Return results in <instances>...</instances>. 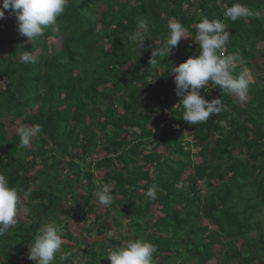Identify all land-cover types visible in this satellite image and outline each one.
<instances>
[{"label":"trees","instance_id":"16d2710c","mask_svg":"<svg viewBox=\"0 0 264 264\" xmlns=\"http://www.w3.org/2000/svg\"><path fill=\"white\" fill-rule=\"evenodd\" d=\"M236 2L252 14L232 22L223 12ZM5 14L0 172L21 194L30 190L22 203L31 211L0 237V264H36L28 259L29 244L53 220L70 242L60 254L73 253L64 261L58 254L53 264H73L83 256L89 261L82 264H111L109 248L138 238L157 247L155 264H264V0H70L60 31L48 30L32 42L18 33L16 17ZM204 17L228 24L224 55L239 52L253 83L243 104L219 86H205L201 95L221 99L224 111L189 125L176 106L180 98L169 73L199 54L192 38ZM140 18L148 19L160 46L173 18L192 38L181 40L153 69L151 51L159 46L147 40L143 50L129 40ZM22 51H33L37 62H21ZM17 123L39 124L42 133L21 147L18 133L7 131ZM102 152L103 158L92 160ZM96 171L105 172L101 185H114V200L96 215L97 222L104 220L100 227L94 231L92 225L89 232L129 233L80 252L82 243L66 220L84 223L101 206L94 197L100 188ZM153 184L159 189L154 201L145 195Z\"/></svg>","mask_w":264,"mask_h":264},{"label":"clouds","instance_id":"9594fccd","mask_svg":"<svg viewBox=\"0 0 264 264\" xmlns=\"http://www.w3.org/2000/svg\"><path fill=\"white\" fill-rule=\"evenodd\" d=\"M70 0H3L0 8V19L5 18V11L16 17L17 31L21 36L27 37L31 42L42 37L46 31L59 32V18L63 16L69 7ZM252 14L249 7L236 2L231 6H225L223 16L227 20L236 22L249 17ZM257 17L260 13H256ZM168 36L163 45L154 40L151 34V26L147 18H140L134 33L129 35V40L136 42L144 50L147 40H152L159 47L151 51L149 64L155 68L159 59L169 56L181 40L190 36L189 28L178 20L170 19L167 23ZM194 43L199 45V54L187 59L178 67L171 68L170 75H174L176 95L180 102L176 106H182V120L189 125H197L209 121L213 114H221L224 105L221 99L211 101L201 95V89L205 86H219L222 93L232 95L243 104L247 101L250 86L253 83L252 69L246 66V61L239 52L224 55V50L230 40L231 32L224 20L202 18L195 24ZM23 63L37 62L33 51H22L18 56ZM240 69L237 73V69ZM175 106V107H176ZM21 147L27 148L36 141L42 133V126L33 124L22 125L17 129ZM113 184H103L94 193V197L101 206H109L114 196ZM158 186L151 185L145 195L151 200H156ZM30 190L19 191L10 186L8 178L0 172V237L9 233L21 215L30 214V208L23 205L22 201L30 196ZM115 235L108 233L111 238ZM65 244L64 227L57 221H49L41 227L29 244L28 259L36 264H53L58 254L62 252ZM75 251V250H73ZM157 247L150 241L138 238L129 239L124 246L109 248L107 259L111 264H155L154 255ZM73 253L64 252L58 256L60 261L66 260Z\"/></svg>","mask_w":264,"mask_h":264},{"label":"rangeland","instance_id":"374dc122","mask_svg":"<svg viewBox=\"0 0 264 264\" xmlns=\"http://www.w3.org/2000/svg\"><path fill=\"white\" fill-rule=\"evenodd\" d=\"M8 15L5 14V18H7ZM191 40V37H189L188 39L186 40H183V43H189ZM55 44L60 47L61 45V40H58V41H55ZM260 57V56H259ZM261 57L259 59V62L261 61ZM21 123H17V126L15 127H11L8 125L7 127V131L9 134H14L15 132H17V129L22 126L20 125ZM187 141H191V139L189 140H185V143H187ZM198 151L197 148L193 149V153H196ZM104 156V153H98L97 155H94L92 157V160L94 158H103ZM197 162L200 161V159L196 160ZM104 171L102 172H94V175H95V185H100V187L102 186L101 185V182H102V177L104 175ZM186 177V175L184 176V178ZM86 183V184H85ZM84 185H87V182L85 181L84 182ZM79 187V185L77 186ZM99 189V188H98ZM77 190H79V194L83 195L85 193L84 191V188H77ZM97 189H95L96 191ZM95 193V192H94ZM95 200V199H94ZM82 202V201H81ZM96 204V202H95ZM105 209L106 207L105 206H99L97 207L96 209V213L93 212V213H90L88 214V219L84 222V223H75L73 220L67 218L66 222L68 223V231L70 233L73 234V236L75 237L76 240H79L82 244L80 246V252H82L83 249H88L90 247L93 246V244H95L96 242H101V241H108L110 238L108 237V233L109 232H113L115 233V235L113 236V238H115L116 240L119 241V236L120 234L122 235H128L129 231L128 229H125L123 230L122 232H114V231H107L106 233H104L103 235H99L98 232H94L96 229H98V227H100V225L103 223V219H101L100 221L97 222V219H96V215H100L102 216L104 213H105ZM152 212L156 214L155 212V209L154 207L152 208ZM21 218L23 217L22 215L20 216ZM26 219H24L25 221ZM92 225H96V227L94 228V231H90L89 232V229L92 227ZM111 225V221H109L108 223V226ZM112 238V237H111ZM121 243H122V246H124L126 243H127V240L126 241H123L121 240ZM65 244L66 245H70V242L67 240H65ZM85 260L89 261L88 258H86L85 256L83 257H76L73 261V264H82ZM209 264H217L216 260H213L212 262H210Z\"/></svg>","mask_w":264,"mask_h":264}]
</instances>
